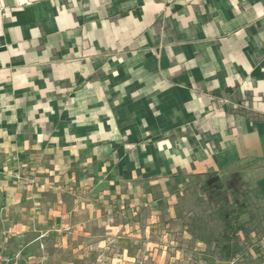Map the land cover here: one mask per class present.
Wrapping results in <instances>:
<instances>
[{
  "label": "crops",
  "instance_id": "obj_1",
  "mask_svg": "<svg viewBox=\"0 0 264 264\" xmlns=\"http://www.w3.org/2000/svg\"><path fill=\"white\" fill-rule=\"evenodd\" d=\"M207 174L264 209V0H0L8 258L191 239L157 219Z\"/></svg>",
  "mask_w": 264,
  "mask_h": 264
},
{
  "label": "trees",
  "instance_id": "obj_2",
  "mask_svg": "<svg viewBox=\"0 0 264 264\" xmlns=\"http://www.w3.org/2000/svg\"><path fill=\"white\" fill-rule=\"evenodd\" d=\"M194 179L200 183L198 210L192 214L189 224L177 221L183 223L194 241L202 244L199 262L232 264L252 254L260 257L264 233L255 226L262 220L260 207L263 212L264 209L255 198L257 189L247 182H242L240 188L228 187L220 174ZM260 233H263L261 237Z\"/></svg>",
  "mask_w": 264,
  "mask_h": 264
},
{
  "label": "rangeland",
  "instance_id": "obj_3",
  "mask_svg": "<svg viewBox=\"0 0 264 264\" xmlns=\"http://www.w3.org/2000/svg\"><path fill=\"white\" fill-rule=\"evenodd\" d=\"M225 183L228 187L240 188L242 182L236 178H231V180L225 178ZM199 184L197 180H191L170 202L169 213L166 212L165 207H160L162 213L157 220H183L184 223L189 224L192 214L198 210L196 203ZM261 209L260 207L259 214L262 220L255 226V229L262 230L264 233V212ZM263 233H260L259 236L261 237ZM198 244L197 247L192 238L182 239V237L174 236L169 241H163L158 237L156 241L151 242L149 249L140 244V247L135 246L130 253L128 252L123 257H119L115 256V253L109 247L102 249L100 252V248L92 249L93 243L86 242L84 245L80 244L82 248L79 259L78 257L73 258L69 249H60V256L55 264H60L61 261H68L69 259L77 260V264H210V260L199 262L203 246L200 242ZM84 250H86V255L82 253ZM262 251L260 250V257L252 254L232 264H261L263 261Z\"/></svg>",
  "mask_w": 264,
  "mask_h": 264
},
{
  "label": "built area",
  "instance_id": "obj_4",
  "mask_svg": "<svg viewBox=\"0 0 264 264\" xmlns=\"http://www.w3.org/2000/svg\"><path fill=\"white\" fill-rule=\"evenodd\" d=\"M0 264H18V256L14 259H10L0 249Z\"/></svg>",
  "mask_w": 264,
  "mask_h": 264
}]
</instances>
